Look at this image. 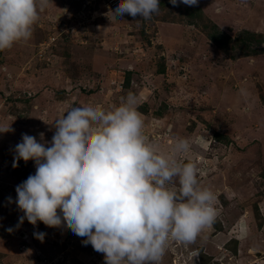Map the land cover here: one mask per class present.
Segmentation results:
<instances>
[{
  "label": "rangeland",
  "instance_id": "374dc122",
  "mask_svg": "<svg viewBox=\"0 0 264 264\" xmlns=\"http://www.w3.org/2000/svg\"><path fill=\"white\" fill-rule=\"evenodd\" d=\"M119 3L52 0L29 40L0 51V264H105L66 225L16 227V187L36 165H12L22 134L50 144L71 108L108 110L129 92L163 153L189 141L179 159L216 197L213 224L170 240L160 264H264V0H160L151 19L113 20Z\"/></svg>",
  "mask_w": 264,
  "mask_h": 264
},
{
  "label": "clouds",
  "instance_id": "9594fccd",
  "mask_svg": "<svg viewBox=\"0 0 264 264\" xmlns=\"http://www.w3.org/2000/svg\"><path fill=\"white\" fill-rule=\"evenodd\" d=\"M50 3L0 0V51L29 40ZM169 3L197 7L199 0ZM159 10L160 0H120L109 13L113 20L125 14L148 20ZM136 104L129 92L108 110L73 107L55 121L47 145L22 134L12 166L33 160L36 171L16 187V204L24 213L16 227L25 218L34 226L66 225L103 253L105 264H160L170 240L192 244L213 224V191L200 186L195 163L179 159L190 150L189 141L179 138L171 153H163L145 134ZM34 236L43 241L45 233Z\"/></svg>",
  "mask_w": 264,
  "mask_h": 264
},
{
  "label": "trees",
  "instance_id": "16d2710c",
  "mask_svg": "<svg viewBox=\"0 0 264 264\" xmlns=\"http://www.w3.org/2000/svg\"><path fill=\"white\" fill-rule=\"evenodd\" d=\"M212 37V36H211ZM128 81H129V78L128 77H126V79H125V84H124V86L125 87H127L128 86Z\"/></svg>",
  "mask_w": 264,
  "mask_h": 264
}]
</instances>
